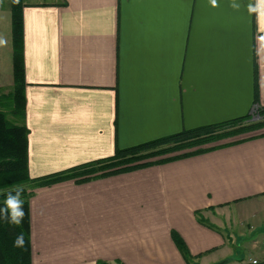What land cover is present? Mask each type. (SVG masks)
I'll list each match as a JSON object with an SVG mask.
<instances>
[{"label":"crops","instance_id":"0c3cea01","mask_svg":"<svg viewBox=\"0 0 264 264\" xmlns=\"http://www.w3.org/2000/svg\"><path fill=\"white\" fill-rule=\"evenodd\" d=\"M231 2L22 0L30 178L264 107V18L248 12L254 0ZM0 39L1 99L14 84L11 0H0ZM239 140L29 183L31 264H264V130Z\"/></svg>","mask_w":264,"mask_h":264},{"label":"trees","instance_id":"16d2710c","mask_svg":"<svg viewBox=\"0 0 264 264\" xmlns=\"http://www.w3.org/2000/svg\"><path fill=\"white\" fill-rule=\"evenodd\" d=\"M22 0H11L12 16V60H13V89L6 96L12 104V115L18 117L15 121L6 118L0 110V190H14L18 186L32 183L34 186H48L59 181L76 178L78 182L87 181L93 178L109 176L125 171L142 168L152 164H161L184 158L190 155L206 152L221 146L236 143L240 140L231 141L224 144L213 145L205 148H196L180 154L167 156L152 162H139L142 158L157 157L168 152L185 148L197 147L199 145L214 142L228 136L238 134L248 128L263 126V122L252 123L247 127L242 126L251 119V113L234 119L204 125L193 129H185L178 133L161 137L152 141L127 148H116L113 156L92 161L81 166L50 174L45 177L32 179L27 169V133L24 124L25 98H24V66H23V40H22ZM3 96H1L3 100ZM259 115L264 118V107L256 108ZM164 149L156 152L141 153L145 150L154 149L161 145H168ZM138 161V162H137ZM129 162H137L132 165H124ZM124 165V166H123ZM107 166L113 169H106ZM22 199L24 200L23 209L25 212L22 224L19 226L11 225L3 218H0V264H31V244H30V221L28 212V198L31 191L26 192L23 188ZM4 193H0V207H3ZM195 214L199 221L203 222L200 212ZM23 233L25 245L22 248L14 247V240L18 233ZM173 240L181 251L185 260L189 263L193 256L189 253L186 245L177 233L172 232ZM226 264L227 261L220 262ZM105 264V263H103Z\"/></svg>","mask_w":264,"mask_h":264},{"label":"clouds","instance_id":"9594fccd","mask_svg":"<svg viewBox=\"0 0 264 264\" xmlns=\"http://www.w3.org/2000/svg\"><path fill=\"white\" fill-rule=\"evenodd\" d=\"M211 6L213 8L220 7L218 0H209ZM234 10H239L241 5L236 2V0H232L229 5ZM247 10L249 13H254L260 18H264V0H254V3H249L247 5ZM2 39H0V43H4ZM22 187H17L12 191L4 194L3 207H0V218L6 220L9 224L19 226L22 224V221L25 216V212L23 209L24 200L22 199L23 193ZM25 245L24 234L18 233L14 240V247L22 248Z\"/></svg>","mask_w":264,"mask_h":264},{"label":"rangeland","instance_id":"374dc122","mask_svg":"<svg viewBox=\"0 0 264 264\" xmlns=\"http://www.w3.org/2000/svg\"><path fill=\"white\" fill-rule=\"evenodd\" d=\"M6 96H8V95H4L3 96V100H2V98L0 99V110L4 112V114H5V116H6V118L8 120L13 122V121H15V118H18V117H16L15 115L14 116L12 115V104H11V102L9 100H7V98H5ZM258 122H263V124H264V118L261 115H259L257 109L256 110L254 109L251 112L250 121L247 122L246 124H243L242 126L247 127L248 125H250L252 123H258ZM263 130H264V125L263 126H258L256 128H251V129L248 128V129H245L244 131H242V132H240L238 134L228 136L227 138H223V139H220V140H217V141H214V142H210V143H207V144L199 145L197 147L185 148V149H181V150L168 152V153H165L163 155H160L159 157L158 156L157 157H148V158L144 157L139 162H152V161H156V160L161 159V158H165L167 156L180 154V153H183V152H186V151H191V150H194L196 148H205V147H210V146H213V145H219V144H224V143H228V142H231V141H236V140H239V139H242V138H245V137L256 135V134L260 133ZM168 146H171V144L161 145V146H158V147H156L154 149L145 150V151H143L141 153L156 152L159 149H164V148H166ZM137 162H129V163L124 164V165H132V164H136ZM106 169H113V167L107 166ZM28 184L29 183H26V184H23V185L18 186V187H22V188L26 189V192H29V185ZM6 191H9V190L8 189H1L0 193H4ZM256 233H257V231L254 232V235ZM237 260H238V258H237ZM240 260H242V259H240ZM191 261H192V259H191Z\"/></svg>","mask_w":264,"mask_h":264},{"label":"built area","instance_id":"2783aa9c","mask_svg":"<svg viewBox=\"0 0 264 264\" xmlns=\"http://www.w3.org/2000/svg\"><path fill=\"white\" fill-rule=\"evenodd\" d=\"M254 109L256 110V107H254V108L252 109V111H253ZM252 111H251V112H252ZM252 262H253V263H257L256 260H253Z\"/></svg>","mask_w":264,"mask_h":264},{"label":"water","instance_id":"95a60500","mask_svg":"<svg viewBox=\"0 0 264 264\" xmlns=\"http://www.w3.org/2000/svg\"><path fill=\"white\" fill-rule=\"evenodd\" d=\"M215 264H221V263L219 262V263H215Z\"/></svg>","mask_w":264,"mask_h":264}]
</instances>
